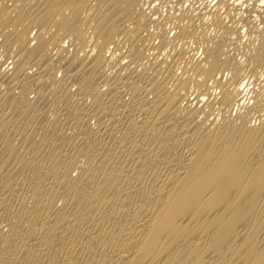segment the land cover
Masks as SVG:
<instances>
[{"label": "bare ground", "instance_id": "bare-ground-1", "mask_svg": "<svg viewBox=\"0 0 264 264\" xmlns=\"http://www.w3.org/2000/svg\"><path fill=\"white\" fill-rule=\"evenodd\" d=\"M143 3L0 0V48L14 58L10 74L0 71V264H264V123L251 124L264 116V91L250 101L243 66L221 50L239 24L231 16L246 13L237 18L253 40L245 56L264 71V21L252 25L248 7L259 13L264 0H222L224 12L209 11L203 58L176 55L191 72L180 77L183 68L176 91L167 75L159 78L173 65L162 61L164 70L161 63L149 73L143 63L148 25L165 20L152 10L151 19ZM192 4L173 20L198 15ZM85 9L87 22L79 17ZM179 28L178 40L190 33ZM62 36L76 51L56 58L49 48ZM116 36L133 66L126 75L125 63L120 73L105 69ZM87 46L93 56L83 54Z\"/></svg>", "mask_w": 264, "mask_h": 264}, {"label": "rangeland", "instance_id": "rangeland-1", "mask_svg": "<svg viewBox=\"0 0 264 264\" xmlns=\"http://www.w3.org/2000/svg\"><path fill=\"white\" fill-rule=\"evenodd\" d=\"M142 1H144V0H142ZM154 1V8H153V2L151 1L150 3H148V9L149 10H146L144 7H142V8H144V10H146L145 12L146 13H149L151 10V12L152 13H154V17L156 16V18H158V16H160L159 17V19L160 18H163V19H165L164 21H163V23L160 25H158L156 28H154L153 29V25H152V27H151V25H148L149 27L148 28H150V30L148 29V31H149V34L151 35V36H153V37H151L149 34H148V40L146 41V35L144 36V37H146L145 38V40H144V43H146V42H149V43H146V45L147 44H149L148 46H146L145 44V50H148L147 51V53L145 52V54L148 56V57H146V59H145V62H143V63H145V66L147 65V67H146V69H147V71L149 72V73H152V72H154V69H156V65H158V64H161V66H165L166 64H169L170 66L171 65H173L172 67V75L170 76V74H165V75H163V77H159V78H162V79H165V77L164 76H166L167 75V77H168V75H169V77H168V79H167V77H166V80H168V81H166L165 80V82H167L166 83V85L168 84V88L171 90V89H173V87L172 86H174V85H177V80L176 79H178L179 78V76L182 74V72L181 71H183V68L185 67L184 65V63H185V61L186 60H184V62H183V60L181 61V57H179L178 58V56H176L182 49H183V51L186 53V54H188V56H190L191 57V55L194 57V55L196 56V52H197V56L196 57H194V58H198V57H200L199 59H202L203 58V53H201V49L204 47V46H206V39H207V35H208V37L211 35V34H213V28H210V32L208 33L207 32V30H205V26L204 25H206V23L207 22H205V20L206 21H209L210 19V12L211 11H213V9H215V7L218 9V10H221L222 9V11L224 12V10L226 9V7L224 8L222 5H218V4H221V3H219V2H221L222 0H219V2H218V0H206L208 3L207 4H205L206 2H205V0H195V2H188L187 4H186V2H184V0H180L182 3H179L180 1L179 0H175L176 2V6H177V3H179L180 5V7H176V6H174V5H171L172 6V8H173V10H168V9H166L167 11L165 12V13H163L162 11V7L160 6V4H157V6L155 5V1H157V0H153ZM160 1H162V0H160ZM167 2V4H168V1L167 0H163V2ZM177 1H179V2H177ZM203 1H204V3H203ZM212 1V3L211 4H209L210 2ZM165 2V3H166ZM183 2L185 3V4H183ZM197 2V3H196ZM213 2L215 3V4H213ZM225 2H226V0H225ZM190 3V4H189ZM191 3H193L192 5L194 6H191V7H193V8H191L192 10H194L195 9V11L193 12L194 14V16H195V14H198V15H196V16H198V21H196L197 19H196V16L191 20V19H188V18H186V19H184L183 21L182 20H177V22L176 21H174V20H176L175 18H173V17H176L177 16V14H178V11H179V9H186V7L188 8V6L189 5H191ZM203 5H202V4ZM10 4H12V3H10ZM149 4H150V7H152V8H150L149 7ZM181 4H183L184 5V7H182L181 6ZM196 4V5H195ZM213 4V6H211V7H209L210 5H212ZM143 5H144V3H143ZM159 5V6H158ZM186 5V6H185ZM207 5H209V6H207ZM250 5H251V3H250ZM198 6H201V7H199L198 8ZM215 6V7H214ZM255 7V5L254 4H252L251 6H248L249 7V9H250V12H251V18H250V20L252 21V22H250V23H252V25L254 24L255 26H258L260 23H261V21H264V20H262V19H264V9L262 10L261 9V7L259 8V13L257 12V13H255L256 11H257V9L255 10V8H253V7ZM156 7H160L159 9L157 8V10H156ZM223 7V8H222ZM248 7L246 8V10H249L248 9ZM177 8H179V9H177ZM196 8H197V10H196ZM202 8H203V10H202ZM210 8V9H209ZM189 9H190V7H189ZM254 9V10H253ZM159 10V11H158ZM176 10H178V11H176ZM228 10V9H227ZM243 10V9H242ZM246 10H244V12L246 11ZM84 11V10H83ZM157 11V12H156ZM210 11V12H209ZM222 11H221V14H223L222 13ZM253 11V12H252ZM85 12V13H84ZM83 13H81V15L79 16L80 17V19H85V20H83V22H87V18H86V15L88 14V11L85 9V11H84ZM87 12V13H86ZM150 12V13H151ZM159 12V13H158ZM174 12H177V14L176 13H174ZM199 12V13H198ZM150 13H149V17L151 18V19H153L152 18V14H151V16H150ZM155 13H157V14H155ZM209 13V14H208ZM237 13H239V12H237ZM240 13H241V11H240ZM238 14L239 15V17H244L245 16V14H243V16H242V13L241 14ZM252 13L254 14V15H252ZM263 13V14H262ZM86 14V15H85ZM160 14V15H159ZM234 14V13H233ZM162 15V16H161ZM167 15V16H166ZM199 15L200 16H203V21L199 18ZM236 15V14H235ZM235 15H232L231 17H235V18H232V19H234L233 20V23H234V21H235V23L234 24H237V22L239 23L237 26L239 27V29L237 30V28L235 29V30H233V32H232V35L233 34H235V37H233L232 38V36H231V34H230V36H228V37H226L225 38V40L223 41V43L221 44V50H223L222 51V53H226V54H224L223 56H227V57H229L230 55H232L231 57H233V55H235L234 56V60H236V62L238 61V62H240L239 63V65H242L241 67L243 68L242 69V72H241V76L245 79L244 80V84H247V85H249L248 86V89H249V96H248V99L250 100L252 97V95H253V91H256L255 93H258L259 91H264V71L263 70H261V69H256V71H255V69L254 68H252V65L251 64H249V62H248V59H249V57H247V56H249V54L247 53V49H248V51L251 49L250 47L253 45V40H252V44H251V42H250V40H251V38L248 36V33H246V31H247V27L245 26V23H243V24H241L242 23V21H238V20H241L240 18H238V15H237V17L235 16ZM241 15V16H240ZM247 15V14H246ZM258 15H261L260 17L258 16ZM257 16H258V18H257ZM263 16V17H262ZM172 17V18H171ZM237 18H238V20H237ZM253 18V19H252ZM256 20H255V19ZM158 19V20H159ZM174 19V20H173ZM195 19V20H194ZM200 19V20H199ZM154 20H157V19H154ZM157 20V21H158ZM171 20H173V21H171ZM196 21V22H194V21ZM258 20V22H255V21H257ZM170 21V22H169ZM178 21H180V22H178ZM200 21H202V25L200 24L201 22ZM237 21V22H236ZM174 22L176 23L175 25H174ZM198 22V23H197ZM254 22V23H253ZM169 23V24H168ZM177 23H180L179 25L177 24ZM210 23V22H209ZM163 25V26H162ZM183 25V26H182ZM190 25V26H189ZM198 25V26H197ZM155 26V25H154ZM175 26H177L176 28H175ZM179 26H181L182 28H184V26H187L188 28V30H189V34L188 35H186L185 36V38H180L179 40H178V38H177V36L179 35V30H180V28H179ZM204 26V27H203ZM234 26V25H233ZM241 26H243V27H241ZM260 26H262V24H260ZM194 27V28H193ZM196 27V28H195ZM240 27L242 28V30L240 29ZM28 29H30L29 27H28ZM27 29V30H28ZM157 29V30H156ZM161 29V30H160ZM163 29V30H162ZM170 29L171 30H173V34L172 35H170ZM194 29V30H193ZM245 29V30H244ZM205 30V31H204ZM241 30V31H240ZM30 34H29V37H30V39L32 40L33 38H34V36H35V34H36V31H35V33H34V35H32V31H33V29L31 28L30 30ZM53 31V30H52ZM159 31H161V33L159 32ZM204 31V32H203ZM238 31V32H237ZM166 32H167V34H166ZM172 32V31H171ZM201 32V33H200ZM207 32V33H206ZM89 33H91V36H92V31H88V33H87V37L89 38V36H88V34ZM157 33V34H156ZM242 33V34H241ZM246 33V34H245ZM161 34V36H159ZM163 34H165L164 35V37L162 38V36H163ZM241 34V35H240ZM86 36V35H85ZM161 38V40L163 41V43L161 42V40L159 39V37ZM165 36H166V39H165ZM175 36V37H174ZM234 36V35H233ZM238 36V37H237ZM242 36V37H241ZM33 37V38H32ZM64 36H62V39H60V42L58 41L57 43H56V45L54 46V48H53V46L52 47H50L49 49L50 50H54L53 52L52 51H50L49 49V51L51 52L50 53V55H52V56H58V54L60 55L61 53H62V55H67L68 57H69V55L71 54V53H73V52H75V51H73V48L69 51L67 48H65V46L64 45H61V44H63V43H61L62 41L64 42V40H66V39H64L63 38ZM168 37V38H167ZM187 37V38H186ZM230 37V38H229ZM244 37H245V39H244ZM250 39H249V38ZM175 38H177V40H178V42H177V40L175 39ZM203 38H204V41H203ZM241 38H242V40H241ZM248 38V39H247ZM115 39H116V41L113 43H111L112 45H110V46H112V52L114 51V53H116V54H114V53H112L111 52V50L110 51H107V47H108V49H109V45L107 46V47H105V50H104V53H105V57L107 58L111 53H112V55H113V57H112V55L111 56H109V58H111V60H108V66L106 65L105 67V69L107 70L108 69V71L107 72H117L118 70H119V73L121 72V66H123V65H121V63L122 64H126V65H124V66H126V68H123L122 69V72H121V75H124L125 74V72H126V70H127V73L126 74H128V73H130V71H131V69H133V68H131V67H133V66H130V67H128L127 65H129L130 63H127V61L129 62V60L128 59H122L123 58V56H124V54L126 53V45H124V43H123V39L121 38V37H119L118 38V36H116L115 37ZM114 38H113V40H115ZM119 39V40H118ZM150 39V40H149ZM159 39V40H158ZM168 39V40H167ZM209 39L211 40V38L209 37ZM62 40V41H61ZM68 40H70L71 41V43H75L72 39H68ZM118 40V41H117ZM166 40H167V42H169V43H167L166 42ZM230 40H232V41H230ZM73 41V42H72ZM88 41V40H87ZM199 41H200V43H199ZM203 41V42H202ZM92 41H90V39H89V41H88V45H91V44H89V43H91ZM118 42H122V45L121 44H119L120 45V47H118L117 45H116V43L118 44ZM161 42V43H160ZM171 42H175V43H171ZM245 42V43H244ZM251 44H249V43ZM34 43V42H33ZM61 43V44H60ZM158 43V44H157ZM160 43V44H159ZM171 43V44H170ZM231 43V44H230ZM61 45L62 47L61 48H59L57 45ZM110 44V43H109ZM115 44V45H114ZM165 44H167V45H165ZM170 44V45H169ZM225 44V45H224ZM239 44V45H238ZM247 44V45H246ZM59 45V46H60ZM73 46L75 45V44H72ZM237 45V46H236ZM248 45H250V46H248ZM115 46H117V48L115 47ZM196 46V47H195ZM201 46H202V48H201ZM75 47V46H74ZM124 47V48H123ZM160 47V48H159ZM164 47V48H163ZM199 47V48H198ZM244 47H246V48H244ZM88 48V49H87ZM91 48V46L89 47V46H87L85 49H84V51H85V53L83 52V54H89V53H91V55L93 56L95 53L93 52L92 53V51H90V50H92V49H90ZM113 48H114V50H113ZM148 48V49H147ZM158 48V49H157ZM197 48V49H196ZM226 50H224V49ZM236 48V49H235ZM58 49H60V50H64V51H60V50H58ZM90 49V50H89ZM123 49L125 50V52H123ZM235 49V50H234ZM117 50V51H116ZM119 50V51H118ZM158 50V51H157ZM161 50V51H160ZM49 51H48V54H49ZM58 51V52H57ZM60 51V52H59ZM68 51V52H67ZM73 51V52H72ZM245 51V52H244ZM2 52V49L0 48V64L2 63V65H0V71L3 73L4 71V73L3 74H5L6 72L8 73V74H10L12 71V60L14 59V58H11V56L13 57V55H11L10 56V58H7L8 57V55L6 54H4L3 52ZM56 52L58 53V54H56ZM65 52V53H64ZM66 52L69 54H66ZM171 52V53H170ZM118 53V54H117ZM153 53V54H152ZM161 53H162V55H161ZM195 53V54H194ZM56 54V55H55ZM87 54V55H88ZM107 54V55H106ZM150 54V55H149ZM160 54V55H159ZM166 54V55H165ZM200 54H202V55H200ZM230 54V55H229ZM245 54H247V56H245ZM126 55V54H125ZM155 57H154V56ZM165 55V56H164ZM229 55V56H228ZM5 56H7V57H5ZM61 56V55H60ZM60 56H58V57H56V58H59ZM91 56V57H92ZM116 58H115V57ZM118 56V57H117ZM53 57V58H54ZM62 57V56H61ZM66 57V56H65ZM162 57V58H161ZM167 57V58H166ZM231 57H229V58H231ZM5 58V59H4ZM109 58H107V59H109ZM112 58H113V60L114 61H112ZM177 60H176V59ZM4 59V60H3ZM8 59L10 60V64H7V62H5L6 60L8 61ZM175 59V60H174ZM122 60V61H121ZM126 60V61H125ZM159 62H158V61ZM2 61V62H1ZM4 61V62H3ZM111 61V62H110ZM165 62V63H163V62ZM178 61V62H177ZM246 61H247V63H246ZM12 62V63H11ZM110 62V63H109ZM119 62H120V67L121 68H119V67H117L118 65H119ZM130 62H131V60H130ZM150 62V63H149ZM155 62H157V63H155ZM172 62V63H171ZM176 62V63H175ZM188 61H186V63H187ZM245 62V63H244ZM4 63V64H3ZM171 63V64H170ZM116 64V65H115ZM118 64V65H117ZM165 64V65H164ZM182 64V65H181ZM7 65V67L3 70V68L2 67H5ZM10 67H9V66ZM132 65V64H131ZM133 65H135V64H133ZM153 65V66H152ZM187 65V64H186ZM34 66V65H33ZM32 66V68H31V66H30V68L28 69V72L29 73H33V74H36V73H38V71H39V68H37V67H39V66H35V67H33ZM152 66V67H151ZM167 66V65H166ZM166 66L163 68V70L166 68ZM188 66V68H189V65H187ZM186 66V67H187ZM245 66V67H244ZM117 67V68H116ZM185 67V69H184V71H186V72H184L183 71V74H185L184 76H183V74L180 76V77H184L185 78V76H189L190 75V70L188 69V68H186ZM8 68V69H7ZM37 68V69H36ZM114 68V69H113ZM138 68H140V66H138ZM142 68V67H141ZM140 68V69H141ZM10 69V70H9ZM34 69V70H33ZM115 69L117 70V71H115ZM128 69H130V71H128ZM178 69V70H177ZM188 69V70H187ZM7 70V71H6ZM32 70H33V72H32ZM114 70V71H113ZM247 70V71H246ZM254 70V71H253ZM258 70V71H257ZM11 71V72H10ZM35 71V72H34ZM125 71V72H124ZM225 71V72H224ZM190 72V73H189ZM224 72V73H223ZM258 72V73H257ZM118 73V74H119ZM32 74V75H33ZM125 74V75H126ZM221 75H218L219 77H218V79L220 78V76H222V74H223V76L222 77H224V78H226V80H228L229 79V75H230V73L228 72V70H226V69H224L223 71H222V73H220ZM244 74V75H243ZM258 74V75H257ZM55 75H56V78H58V79H62L63 78V74L61 73V71L59 72V71H57L56 73H55ZM62 75V76H61ZM175 75V76H174ZM61 76V77H60ZM175 77V78H174ZM246 77V78H245ZM224 78L222 79V78H220V79H222V81H224ZM250 78H251V80H250ZM253 79V80H252ZM225 80V81H226ZM263 80V81H262ZM170 82V83H169ZM176 82V83H175ZM250 82H251V84H250ZM172 83V84H171ZM71 85V84H70ZM189 85V84H188ZM187 85V87H189V89H187L186 87V89L190 92V93H188V91L186 90V92H183V91H181V92H183V93H188L189 95L191 94V95H193V96H189L191 99H192V97L194 98L196 95V93H193V92H195L196 90H194L193 92L192 91H190V89L192 88V86H191V88H190V85L188 86ZM192 85V84H191ZM72 86V85H71ZM70 86V87H71ZM100 86H102V85H100ZM103 87V86H102ZM101 87V88H102ZM74 88V89H73ZM167 88V89H168ZM176 88H178L177 86H176ZM175 87H174V89L173 90H175L176 89ZM70 89H73L74 91H75V89H76V87H74V86H72V88H70ZM103 90H105V87L104 88H102ZM194 89V88H193ZM193 89H191V90H193ZM251 90V91H250ZM73 91V92H74ZM176 91V90H175ZM177 91H178V89H177ZM218 91V90H217ZM215 92V95H216V93H218V92ZM258 91V92H257ZM180 92V93H181ZM253 92V93H252ZM193 93V94H192ZM31 94V95H30ZM29 95V97H30V99H36V96H34L35 94L32 92V93H30ZM188 94H186V95H188ZM33 96V97H32ZM121 96H123V98L124 99H127L128 97H129V94H127V93H125V92H123L122 94H121ZM73 99H75L76 101V104H80L81 103V101H79L78 100V98L76 99V97L75 98H73ZM84 99H86V97L84 98ZM252 100V99H251ZM250 100V101H251ZM250 101H249V103H250ZM77 102H79V103H77ZM87 102V101H86ZM89 102V101H88ZM247 104V102H246V104L248 105V109H249V106H250V104ZM216 107V106H215ZM214 107V109H216L217 110V108H218V106L215 108ZM250 107H252V106H250ZM219 109V108H218ZM216 110H214V113L215 114H217L215 111ZM219 111V110H218ZM46 115H47V117H52V118H50L51 120L54 118V117H56V112H55V110H53V109H51V110H46ZM49 112V113H48ZM52 112H53V114H52ZM215 114H214V116H215ZM235 114V113H234ZM256 115H258V114H255V121L253 120L252 122H251V124H252V126L254 125V124H259V123H264V116H263V118L261 119V117H259L258 118V116L256 117ZM232 116V118L230 119V120H235V117H237V115L235 116L234 115V117H233V114L231 115ZM231 116H229L228 117V119L231 117ZM234 118V119H233ZM63 119V120H62ZM212 119V118H211ZM237 119V118H236ZM257 120V121H256ZM61 121H64L63 123H64V125H66L65 124V122H66V120H65V118L63 117V116H61ZM60 121V123L62 124V122ZM220 123H222V121H219ZM91 127L94 129V127H95V123H94V121H91ZM220 123H218V124H220ZM261 123V124H262ZM94 124V125H93ZM251 124H249V125H251ZM63 125V124H62ZM221 125V124H220ZM94 126V127H93ZM76 173H73V175H75Z\"/></svg>", "mask_w": 264, "mask_h": 264}, {"label": "built area", "instance_id": "built-area-1", "mask_svg": "<svg viewBox=\"0 0 264 264\" xmlns=\"http://www.w3.org/2000/svg\"><path fill=\"white\" fill-rule=\"evenodd\" d=\"M152 0H144V7L145 8H147V6H148V3L149 2H151ZM168 1V4L167 3H165V2H163V1H160V0H158V1H155V4H156V6H157V4H160V6L163 8L162 10V12L163 13H165L166 12V9H170V10H172V4L174 5L175 4V0H167ZM190 2H195V0L194 1H192V0H189ZM147 10H149L148 8H147ZM172 31V32H171ZM34 33H35V31H32V35H34ZM173 34V30H171L170 29V35H172ZM63 45L65 46V48H67L68 50H71L73 47H72V43H71V41L70 40H68V39H66V40H64V43H63ZM112 49V46H110L109 47V50L108 51H110ZM123 52H125V50L123 49ZM7 64H10V60H8L7 61ZM7 66H5V67H3V70L6 68ZM10 67V66H9Z\"/></svg>", "mask_w": 264, "mask_h": 264}]
</instances>
